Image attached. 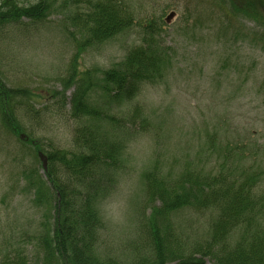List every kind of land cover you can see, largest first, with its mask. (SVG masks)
Here are the masks:
<instances>
[{"label": "rangeland", "instance_id": "rangeland-1", "mask_svg": "<svg viewBox=\"0 0 264 264\" xmlns=\"http://www.w3.org/2000/svg\"><path fill=\"white\" fill-rule=\"evenodd\" d=\"M71 2L55 0L52 15L36 25L23 18L0 26L2 82L29 94L14 103L26 133L9 132L0 108V264H47L39 236L42 224L54 220L55 206L36 205L30 183L47 182L39 153L46 158L55 150L77 152L74 132L84 123L72 117V99L84 74L95 84L91 103L101 113L94 124L118 143L117 137L129 129L132 138L124 168L98 204L102 228L93 249L103 264L153 259L144 228L152 207L146 202L145 180L154 167L166 181L178 180L193 163L216 171L222 153L218 160L208 159V144L213 141L221 149L242 144L246 156L239 172L256 167L262 172L257 192L264 190V20L232 12L227 0H126L137 17L135 25L79 52L80 34L69 23ZM245 2L234 0L236 9H246ZM247 2L251 6L256 1ZM259 11L264 12L262 5ZM155 34L166 55L162 78L141 87L132 102L108 98L101 88L103 72ZM74 70L79 76L72 78ZM135 106L142 108L144 122L129 118ZM107 112L128 123V129L113 128L105 119ZM216 218L212 208H187L160 224L179 242L204 243ZM240 238L237 231L231 241Z\"/></svg>", "mask_w": 264, "mask_h": 264}, {"label": "trees", "instance_id": "trees-1", "mask_svg": "<svg viewBox=\"0 0 264 264\" xmlns=\"http://www.w3.org/2000/svg\"><path fill=\"white\" fill-rule=\"evenodd\" d=\"M71 1L67 10L72 9L74 13L70 14L69 23L71 28L78 29L77 35L80 34L79 52L130 30L137 20L126 0ZM227 1L233 6L232 12H240L257 22L264 20V12L259 11L261 5L264 11L263 0H251L256 1L251 6L246 0V9L242 10L236 9L234 0ZM54 2L1 0L0 26L23 18L30 19L35 25L41 23L52 15ZM60 9L64 10V7ZM262 28L264 30V25ZM165 63L164 50L156 34L152 35L142 46L132 49L121 64L103 72L102 91L115 101L132 102L141 87L155 84L162 78ZM76 64L74 59V69ZM72 75V78L79 76L77 70ZM89 75L84 74L77 80V91L72 99L71 115L78 123H84L74 132L77 152H50L45 172L47 182L30 183L36 189V205L54 202L55 206L54 220L42 224L43 233L39 236L47 264H103L93 249L102 228L98 204L109 194L108 187H112L117 179L114 177L124 168L127 145L132 139L129 129L125 136L117 137L118 143L94 124L101 118V113L91 103L90 94L95 84ZM24 93L6 88L0 76V108L9 126L7 129L15 136L26 133L14 104ZM129 118L133 122H144L142 108L133 107ZM105 119L113 128L128 129V123L118 122L111 113L105 115ZM243 151L242 144H226L221 149L212 141L208 144L207 158L214 160L217 157L218 160L222 153L216 171L209 170L205 163H193L187 165L176 181L161 179L157 167L146 175V202L152 207L144 231L153 246V259L142 264H208V261L214 264H264V190L257 192L262 172L254 166L239 172L240 162H244L246 156ZM187 208L197 211L212 208L216 214L208 241L179 242L169 228L161 226V221L169 223L170 215ZM237 231L241 232V238L233 244L231 236ZM15 258L20 257L16 255Z\"/></svg>", "mask_w": 264, "mask_h": 264}, {"label": "water", "instance_id": "water-1", "mask_svg": "<svg viewBox=\"0 0 264 264\" xmlns=\"http://www.w3.org/2000/svg\"><path fill=\"white\" fill-rule=\"evenodd\" d=\"M40 157H41V159H42V161L44 163V168H46L47 167V160H46V158L41 153H40Z\"/></svg>", "mask_w": 264, "mask_h": 264}]
</instances>
